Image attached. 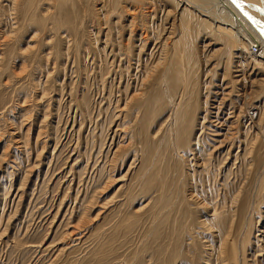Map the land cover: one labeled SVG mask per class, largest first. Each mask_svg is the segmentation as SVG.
I'll list each match as a JSON object with an SVG mask.
<instances>
[{"label":"rangeland","instance_id":"374dc122","mask_svg":"<svg viewBox=\"0 0 264 264\" xmlns=\"http://www.w3.org/2000/svg\"><path fill=\"white\" fill-rule=\"evenodd\" d=\"M176 1L0 0V264H264L237 54Z\"/></svg>","mask_w":264,"mask_h":264},{"label":"bare ground","instance_id":"6f19581e","mask_svg":"<svg viewBox=\"0 0 264 264\" xmlns=\"http://www.w3.org/2000/svg\"><path fill=\"white\" fill-rule=\"evenodd\" d=\"M242 2L246 4L250 2V4L248 5H251V3L256 4V6L254 5L253 6L259 10L264 9V0H242ZM176 4H177L176 6L177 9L184 7L182 11V18H183L184 25L186 26L185 29H190L191 22L194 18V15L190 11H188L187 9L188 6L190 5L194 6L196 10L198 9L197 11L199 13L201 12L207 13V14L209 13L208 16L213 22V25H212L213 30H215V32L219 34V37H225L228 39V44L226 46H228L229 53L233 54V52L235 51V54H237L238 58L231 62L233 67L230 66V69L228 70L232 78V81L238 87V92H240V96H242L244 99V102L240 106L241 112L246 111L250 115L251 120L253 121V126H251V129L253 127L257 128V131L254 134L252 148H250V152L248 156L250 157V160H251V164H250L251 169L254 168L253 170H255L257 168L256 165L259 162H261L260 151L261 149L264 148V105H263L261 113L259 114L260 116L258 118V121L256 120L257 112H255V109L257 107L256 104L261 101L264 95V75L258 77L259 75H262V74L261 73L259 74L253 71L251 73L252 76L249 77V74L247 73V69L251 62H255L257 65H260L264 68V50H262L261 52L259 50L260 53L258 54L255 53V51H257L258 48L260 49L261 43H259V40L257 36L255 35L253 29L248 24L249 21H247L246 15H244V12H248V10L246 9L247 7L246 8L244 7V10L241 11L235 4L231 2V0H185V1L178 0L176 1ZM210 7H213L215 10L212 8L214 10L213 11L212 9H210ZM249 9H251L249 10L251 12L252 7H250ZM260 12L264 13V11H260ZM254 14H255L254 12L253 13L248 12V16H254ZM204 27H205V30H208V27L206 25ZM141 35H144V38L146 39H148L147 37L150 38L148 33L141 34ZM247 49H250L251 52H248ZM245 52H247L248 55H246ZM157 64H159V62ZM259 86H261V88H258ZM207 96L210 97V93ZM209 97H207L208 103H209ZM129 99L130 100H128V102H126L124 106H128L129 103H131L130 101L136 100L135 102L139 103V100L137 99V97H134V98L129 97ZM223 104H224V98L221 102V105ZM208 108H210V106ZM211 111H212L211 109H207V114H211ZM171 118L173 120V125L171 129H172V133L174 132L173 133L174 135H175L176 130L182 131L184 128L187 129L190 126L189 123L186 124L185 119H182L183 116L181 115V113H179L178 110H175L172 113ZM208 118L209 116H205L204 120L207 121ZM118 149L120 148L119 147L117 148V150L114 153L113 158L117 157ZM92 200H90L91 204L94 203V201L92 202ZM233 225L234 224L232 223L230 226L228 235L231 234V231L234 228ZM228 235L224 241L222 240V243L220 245V252L222 253V255L223 254L225 255L226 253L229 252L228 251L229 249L225 248V246L227 245ZM262 246L264 249V245Z\"/></svg>","mask_w":264,"mask_h":264},{"label":"snow or ice","instance_id":"6c2138e0","mask_svg":"<svg viewBox=\"0 0 264 264\" xmlns=\"http://www.w3.org/2000/svg\"><path fill=\"white\" fill-rule=\"evenodd\" d=\"M233 4H235L241 11L244 10V4L242 0H231ZM260 11H264V9H260ZM244 15L248 16L247 12H244ZM250 20H252L253 24H255L257 27L261 28V33L264 34V23L261 21L255 20L253 17L249 16L248 17Z\"/></svg>","mask_w":264,"mask_h":264}]
</instances>
